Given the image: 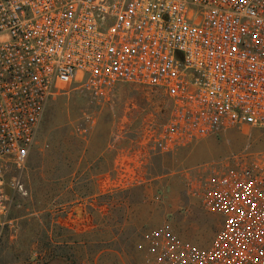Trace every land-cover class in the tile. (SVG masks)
Returning a JSON list of instances; mask_svg holds the SVG:
<instances>
[{
	"label": "built area",
	"instance_id": "built-area-1",
	"mask_svg": "<svg viewBox=\"0 0 264 264\" xmlns=\"http://www.w3.org/2000/svg\"><path fill=\"white\" fill-rule=\"evenodd\" d=\"M57 83L94 99L125 83L163 93L168 117L144 136L160 153L264 127V0H0V241L22 189L12 169L24 167ZM251 156L203 172L202 203L222 220L212 244L163 228L149 264H264V154Z\"/></svg>",
	"mask_w": 264,
	"mask_h": 264
},
{
	"label": "rangeland",
	"instance_id": "rangeland-1",
	"mask_svg": "<svg viewBox=\"0 0 264 264\" xmlns=\"http://www.w3.org/2000/svg\"><path fill=\"white\" fill-rule=\"evenodd\" d=\"M168 114L166 96L150 87L125 83L94 99L57 83L24 167L11 172L22 189L12 193L0 264H44L56 254L75 264H149L151 237L163 228L209 247L222 220L202 203L203 172L232 155L264 154V127L236 126L160 153L144 136Z\"/></svg>",
	"mask_w": 264,
	"mask_h": 264
},
{
	"label": "crops",
	"instance_id": "crops-1",
	"mask_svg": "<svg viewBox=\"0 0 264 264\" xmlns=\"http://www.w3.org/2000/svg\"><path fill=\"white\" fill-rule=\"evenodd\" d=\"M44 264H75V263H73L72 260L64 254H56L49 257Z\"/></svg>",
	"mask_w": 264,
	"mask_h": 264
}]
</instances>
